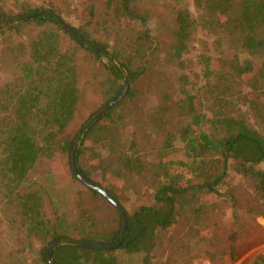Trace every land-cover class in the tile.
Returning <instances> with one entry per match:
<instances>
[{"label":"rangeland","instance_id":"rangeland-1","mask_svg":"<svg viewBox=\"0 0 264 264\" xmlns=\"http://www.w3.org/2000/svg\"><path fill=\"white\" fill-rule=\"evenodd\" d=\"M109 1L0 0V13L9 16L0 21L13 19L15 25L6 27L5 23L0 26V100L4 92L19 80L21 65L30 58L32 42L42 31L52 30L60 49L70 52L75 49L73 60L80 98L67 126L70 136L79 132L92 114L117 95L126 80L127 90L111 112L119 124L118 140L123 145L117 149L126 150L129 141L135 139V150L148 153L145 158L150 159L170 140L172 144L166 149L165 159L188 162L178 135L186 116L176 106L184 88L192 95L197 112L208 115H211L214 97L223 92V96L230 98L231 109L243 113L246 121L264 135L263 122L256 118L248 104L249 99L257 96L264 104V87L253 90L243 80L231 76L230 72L218 79L206 78L201 63L202 56L210 57L213 60L211 68L220 70L224 67L220 64L221 58L238 55L240 59L254 61L258 71L264 73V54L250 55L235 49L224 31L214 26L205 27L202 20L204 11L197 6V0H133L138 12L145 16L144 21L116 15L113 9L117 0H113V4ZM39 7L53 10L63 23L79 29L89 39L107 43L109 52L116 49L122 53H133L134 50L127 46L138 35L147 32L150 40L136 46L139 49L135 54L138 60L129 66L130 69L143 67L142 74L130 81L126 78L128 69L117 60L96 57L90 50H96L95 46L80 48L58 26L40 23L33 17L21 18L25 16L21 14ZM179 9L190 12L195 20V29L185 50L176 54L174 32ZM114 65L120 68L119 78H115L110 70ZM74 97L73 93L65 91L58 107L66 111ZM2 108L0 106V113ZM92 139L86 142L81 165L99 187L112 191L119 200L118 204L128 213L141 205L152 204L153 190L148 176H129L127 163L122 168L125 174L119 175L110 169L101 171L98 157L104 156L109 149ZM70 157L71 154L59 151L50 153L38 161L35 170L25 180V186L40 188L46 200H51L53 207L45 209L47 216L65 214L72 222L76 219V211L84 210L77 205L81 197L82 203L89 199L95 205L97 209L93 211L103 223L116 228L121 217L118 209L101 193L105 199L93 196L87 186L73 176ZM235 167V162L230 161L228 174L216 187V193L192 189L178 197L175 225L155 232L153 264L251 263L264 251V200L257 193V180L238 172ZM253 168L264 170V161ZM169 170L170 173L182 174L183 179H190L193 184L197 183L186 167L175 164ZM1 189L0 184V264H46L40 259V253L48 248L47 241L18 228L20 211L16 206L4 207ZM74 239L79 240V235ZM108 254L114 255L118 264H138L142 258L140 253L127 254L119 249Z\"/></svg>","mask_w":264,"mask_h":264},{"label":"trees","instance_id":"trees-1","mask_svg":"<svg viewBox=\"0 0 264 264\" xmlns=\"http://www.w3.org/2000/svg\"><path fill=\"white\" fill-rule=\"evenodd\" d=\"M133 2L117 0L114 13L144 21L145 16L138 12ZM109 3L113 4V0ZM197 6L204 11V26H214L224 31L233 48L250 55L264 54V0H197ZM28 14H35L33 19L40 23L49 22L58 26L80 48L90 49V46H95L96 50H90L96 57L106 56L110 61L117 60L128 69V80L134 81L142 74L143 67L130 69L129 66L138 60L135 57L139 53L136 46L150 40L147 32L138 35L127 46L134 50L133 53H122L116 49L109 52L107 43L89 39L79 29L71 27L76 35L64 30L57 22L62 21L60 16L51 9L39 7L21 15ZM8 17L0 13V19ZM175 21L174 52L180 54L187 47V40L195 29V20L188 10L179 9ZM5 26L15 25L12 22ZM74 53L75 49L70 52L59 48L52 30L42 31L31 44L30 58L21 65L19 80L4 92L0 100V106H3L0 113L2 202L5 208L16 206L20 211L18 228H24L27 234L47 241L54 264H118L117 258L108 254L116 249L127 254H142L138 264H153L155 232L175 225L178 197L192 189L216 193V187L228 174L230 161L235 162L238 172L257 180V193L264 200V170L253 168L264 161V135L246 121L243 113L231 109L230 98L223 96V92L214 97L211 115H208L197 112L192 95L184 88L176 106L186 116L184 125L178 129V135L188 162L165 159L166 149L172 144L170 140L150 159L145 158L148 153L135 150V139L129 141L126 150L117 149L123 146L118 140L119 124L111 116L117 103L97 116L81 131L78 138L74 150L75 166L93 184L99 186L81 165L86 142L92 138L93 142L109 149L104 156L98 157L101 171L110 169L119 175L125 174L122 168L127 163L126 172L129 176L143 174L151 181L152 204L141 205L132 213L123 209L126 217L124 231L120 216L117 227L111 228L93 211L97 209L95 205L89 199L82 203L81 197L77 205L85 211H76V219L72 222H69L65 214L47 216L45 209L53 207L51 200H46L45 193L40 188L29 189L24 182L35 170L38 161L55 151L70 156L74 147L78 132L71 136L67 133V126L73 119L80 98ZM212 61L210 57H201L206 78L218 79L230 72L231 76L243 80L253 90L264 87V73L258 71L254 61L240 59L238 55L228 59L221 58L220 64L227 68L222 67L220 70L211 68ZM110 70L115 78H119L121 72L118 66L114 65ZM248 71L251 74H247ZM65 91L73 93L75 97L67 110L62 111L58 103ZM248 102L250 110L264 124V104L259 97L249 99ZM175 164L186 167L197 183L183 179L184 176L180 173H170L169 169ZM71 172L75 177L72 170ZM87 190L93 196L105 199L96 190L89 187ZM109 192L119 203L117 196L112 191ZM75 235H79V240L74 239ZM78 241L99 246L119 244L116 248L101 249L78 246ZM40 259L48 264L44 251H41ZM241 264H264V251L253 262Z\"/></svg>","mask_w":264,"mask_h":264},{"label":"water","instance_id":"water-1","mask_svg":"<svg viewBox=\"0 0 264 264\" xmlns=\"http://www.w3.org/2000/svg\"><path fill=\"white\" fill-rule=\"evenodd\" d=\"M39 14V13H38ZM35 16V14H29V15H25L23 17H21L22 19H27L30 17ZM13 19H7V20H3L0 21V26L8 23V22H12ZM57 22L64 28L66 29L68 32L76 35V32L69 27L68 25H66L65 23L57 20ZM128 87V83L127 80L125 81V84L123 86V88L121 89V91L115 95L112 99H110L104 106H102L99 110H97L94 114H92L82 125V127L80 128L78 135L76 137L75 143H74V147L71 151V157H70V164H71V169L73 171V173L75 174V176L82 182L84 183L87 187L96 190L97 192L101 193L103 196H105L119 211L121 218H122V231L125 230L126 228V217H125V213L122 209V207L115 201V199L113 198V196L104 188L99 187L95 184H93L92 182H90L88 179H86L81 173H79V171L77 170L76 166H75V159H74V150L78 141V138L81 136V131L83 129H85V127L87 125H89L97 116H99L100 114H102L104 111H107L109 108H111L113 105H115L121 98L122 96L125 94L126 90ZM78 246L81 247H89V248H101V249H110V248H116L118 246L119 243H117L116 245H112V246H99L95 243H91V242H85V241H79L76 243ZM49 250L50 247H48L45 250V257L46 260L48 262V264H54V262L52 261V259L50 258L49 255Z\"/></svg>","mask_w":264,"mask_h":264}]
</instances>
